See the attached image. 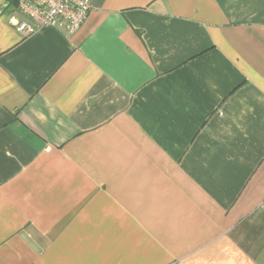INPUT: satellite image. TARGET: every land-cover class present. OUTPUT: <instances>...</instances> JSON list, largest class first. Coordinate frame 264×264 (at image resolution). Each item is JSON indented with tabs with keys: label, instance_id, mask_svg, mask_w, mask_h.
I'll return each mask as SVG.
<instances>
[{
	"label": "crops",
	"instance_id": "obj_1",
	"mask_svg": "<svg viewBox=\"0 0 264 264\" xmlns=\"http://www.w3.org/2000/svg\"><path fill=\"white\" fill-rule=\"evenodd\" d=\"M90 5L0 0V264H264V0Z\"/></svg>",
	"mask_w": 264,
	"mask_h": 264
},
{
	"label": "built area",
	"instance_id": "obj_2",
	"mask_svg": "<svg viewBox=\"0 0 264 264\" xmlns=\"http://www.w3.org/2000/svg\"><path fill=\"white\" fill-rule=\"evenodd\" d=\"M90 7V0H18L20 18L15 26L24 37L57 24L65 25L71 35L84 23Z\"/></svg>",
	"mask_w": 264,
	"mask_h": 264
},
{
	"label": "trees",
	"instance_id": "obj_3",
	"mask_svg": "<svg viewBox=\"0 0 264 264\" xmlns=\"http://www.w3.org/2000/svg\"><path fill=\"white\" fill-rule=\"evenodd\" d=\"M10 4L13 8L17 9L18 6V0H10Z\"/></svg>",
	"mask_w": 264,
	"mask_h": 264
}]
</instances>
